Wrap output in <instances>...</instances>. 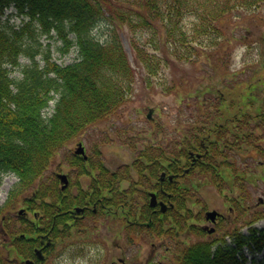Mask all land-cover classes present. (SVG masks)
I'll use <instances>...</instances> for the list:
<instances>
[{"label":"trees","instance_id":"trees-1","mask_svg":"<svg viewBox=\"0 0 264 264\" xmlns=\"http://www.w3.org/2000/svg\"><path fill=\"white\" fill-rule=\"evenodd\" d=\"M262 3L264 0H0V18L10 7L16 16L24 17L20 27L10 24L9 17L0 26V175L14 174L19 179L12 196L24 198L30 193L39 199L45 193V183L39 180L58 150L115 113L132 95L136 75L122 44L120 33L125 27L135 60L155 76L172 58H190L189 52L197 49L193 44L202 46L209 36L220 37L218 23L225 15L252 10ZM186 16L194 19L189 31ZM104 21L109 32L100 39L94 31ZM43 37L61 41L62 55L77 50V60L57 63L51 44H45ZM205 50H197L199 58L208 63L216 60L215 50ZM22 57L29 63L23 64ZM15 70L22 78L11 77ZM194 138L190 144L195 149L198 145L199 150ZM53 191L54 186L42 197H53ZM94 192L100 199L99 188ZM5 207L0 208V219ZM178 207L172 216L179 225L176 231L187 227L178 213L184 206ZM250 234L247 239L235 233L234 246L221 239L185 247L183 262L244 264V246L252 252L264 249V230L250 228ZM4 252L0 249V264H7Z\"/></svg>","mask_w":264,"mask_h":264},{"label":"rangeland","instance_id":"rangeland-1","mask_svg":"<svg viewBox=\"0 0 264 264\" xmlns=\"http://www.w3.org/2000/svg\"><path fill=\"white\" fill-rule=\"evenodd\" d=\"M21 21V19H16V25H21ZM184 22L189 31L193 26L194 19L186 16ZM109 27L107 21H104L95 29L94 34L103 39L108 35ZM219 28L222 31L220 37H217L216 40L213 35L208 37L211 38L212 43H208L207 38L202 46L193 44L197 49L195 52H189L190 58L186 61L173 59L170 65L160 69V73L149 78L143 67L134 60L129 47L130 32L125 27L120 33L121 39L125 51L129 55L131 66L136 72V84L132 95L115 113L89 126L82 133L69 140L66 146L57 152L53 165L42 176L48 190L43 187L45 193H42L37 204L32 206H49L48 203L43 201L42 196L48 191L51 193L53 186L57 187L56 180L52 177H55V173H60L59 168H62L61 171L68 174L70 179L72 178L74 181L70 188L65 191L69 193L67 197L72 202H77V199L74 198L79 197V194L83 193L84 190L88 191V188L93 185V180L98 177V180L101 179L105 182V185L102 186V197L110 198L116 191L122 192L124 189H129L132 190V194L128 198L130 204L132 206L137 204L143 206L146 200L138 198V190H143L140 183L134 184V187L130 189V183L119 182L118 179L111 178L106 171L109 173L123 172L124 174L127 170L126 166L136 169V165L138 166L140 162L145 165L144 161L147 160L145 151L151 147V144L159 154L158 147L165 149V146L177 144L182 137L181 135L184 134L186 126L192 127L196 124L195 117L189 114L190 110H185V108L196 106L198 99L205 97L207 93L210 94L208 96L217 95L218 92L221 95L222 91L228 92L226 87L228 90L230 89L227 98L230 114L237 110V101H239L242 94L244 95L243 104L248 105V108L252 105H263L264 92L261 90L264 89V80L262 82L258 78L262 76V64H264V3L252 10H240L224 16L219 22ZM47 42H51L53 58L58 63L65 65L77 60V50L73 49L66 55H62L58 51L61 46L60 41L51 39ZM200 47H205V52L211 53L215 50L214 58L216 60H212L210 66L204 63L205 58L198 57L197 50L201 49ZM217 59H220L221 63ZM22 61L27 62L25 58ZM217 71H219V75L216 74ZM14 74L16 76L20 75L18 72ZM222 76L226 77L222 78ZM250 86L254 88L244 91L246 87L249 88ZM250 90L253 95L257 93L259 96H251ZM240 102L242 101L240 100ZM150 109L154 110L155 124L153 131H151L152 122L147 118ZM252 110H255V108L253 107ZM251 125H253L251 127L253 130L255 123L252 122ZM233 127V124L225 125L221 131H226V128L232 130ZM188 134V136L193 135L192 133ZM254 135L263 138L264 133L257 129ZM205 140L209 142L211 138L208 137ZM78 142H82L86 149L88 159L85 161H88L86 163L89 166L87 169L91 173L93 172V175H89L86 170L80 171L79 163L83 166L85 161L77 160L74 156L75 150H78ZM229 148L235 149L231 146ZM262 148L264 149V144ZM176 149L177 146L173 145L174 152ZM259 151V145L252 148L245 144L242 145L240 151L236 150V154H244L245 162H247L246 166L248 170H251L247 173V182H245L246 179L237 178L232 181L230 187L227 186V183V187L224 188V196L219 190L221 188L217 189L212 184L206 185L204 182H200L197 176H194V182L199 184L200 190L196 191L195 196L190 200V203L196 200L199 201L195 206H190L192 210L198 214L205 206L218 209L226 217L231 215L232 218L230 222L225 223L222 230L234 225H240L245 229L246 225L244 223L251 216V208L243 211L242 208L239 209L234 206L233 202L228 203L226 196L231 197L232 200L233 197H245L247 201L243 205L244 208L258 206L256 207L257 210L264 211V203H259V198L264 200V155L261 156L262 152ZM101 167H104L103 171L100 170ZM130 171H133L132 174L135 179L137 177L140 179L142 176L141 182L151 189V181L147 179V171L140 173V175L136 174L137 171ZM103 174H106V176L104 177ZM17 181L13 174L0 175V208L7 205L6 199H9L14 205L18 202L13 209L7 205L4 210V214L8 210L11 211L10 216L15 219L17 218V209L23 204L20 203L23 200L22 195L12 196L10 191ZM110 183L112 184L111 188H109ZM238 183H242L244 188L234 189ZM144 189L149 190L145 187ZM29 194L27 193V196ZM118 199H121V197H118ZM225 202H227V205ZM78 203L81 204V202ZM230 207H234L231 212H229ZM4 216L1 217L0 221L3 220ZM110 219H112V221L110 220L111 223L103 227V233L107 232L109 245H105L108 252L103 253V250L99 249L104 255L101 260L97 259L100 252H97L94 248L86 249L85 257L78 258L76 253L81 249L80 247H89L87 245H75L69 248L71 252L64 254L59 264H110L112 260H117L118 257L126 259L129 264H176L171 258H176L177 249L174 248L170 239L160 236L152 239L134 231L135 243L130 244L127 240V234L123 232V235H121L122 230H118L120 223L116 224L117 230L112 224L114 220L118 221L119 219L113 217H110ZM18 224L20 225V223ZM255 225L259 229L264 228V219L258 220ZM146 234L148 235L147 232ZM186 237V234L181 233L177 241H181L184 245L183 241ZM205 238L207 239V237ZM198 239L197 235L192 234L188 241L192 243ZM70 242L77 243L78 241L67 240L64 246L67 244L68 247ZM153 242L156 243L155 248L151 245ZM117 244H120L119 247ZM169 248L171 252H168ZM245 253L248 257L245 264H264V250L252 254L245 248ZM51 255L54 258V253Z\"/></svg>","mask_w":264,"mask_h":264},{"label":"flooded vegetation","instance_id":"flooded-vegetation-1","mask_svg":"<svg viewBox=\"0 0 264 264\" xmlns=\"http://www.w3.org/2000/svg\"><path fill=\"white\" fill-rule=\"evenodd\" d=\"M202 110V120H203V126H205V121L206 118L204 116V111L205 107L201 108ZM216 110V115L219 119L223 121V123H226L227 117H223L222 108L217 107L215 108ZM227 110V109H225ZM224 110V111H225ZM230 122H233L232 119L229 118ZM263 123H264V116H263ZM220 127H224V125H220ZM166 159H168L169 162H171V158L166 156ZM171 164H168L166 162L165 164V169L161 171L160 173H164L165 176L162 178L163 182H168V184L173 183V180H169L170 176L173 174L171 171ZM183 170V168L180 169V171ZM175 176H178V174H175ZM165 187V189H164ZM159 192V197H158V202H164L167 204H170L168 200H170V193H171V188L170 185H164L160 188ZM135 207V209L140 208V206H125L124 204H120L117 206H108L107 204L103 203H94L93 205L89 206H56V213L54 215V221H53V230L52 232L44 229H38L36 228V233L28 236L29 240H33L32 244V249L34 250V257L31 259L34 261V264H59L61 259L63 258L64 254L70 253L71 250L69 248H72L76 244L78 245H87L89 248H83L80 247L81 249L78 250L76 253L78 258H83L86 255V249H90L93 246L91 245L92 243L94 244V249L99 252V246L98 242L101 244V247L104 246V242L107 241V232L105 231L103 233V227L109 223H111L109 217L113 216L111 215L112 213H115L117 216L113 217L114 219H119L118 221L114 220L112 222L113 225H116L120 223L121 229H124L126 223L132 229L135 227H140L141 224H144L147 226V224H150L149 227L155 225L154 221L157 218V214L159 212L161 213H166L168 209L165 208V206L157 205V206H151L153 208V212H150L148 216H146L145 220L141 222L140 216H139V211L138 209V215L136 214H131L130 212L128 215L125 216L126 209L128 211L132 210L131 208ZM164 208V210H163ZM79 209V210H78ZM170 210V208H169ZM119 212L120 215H119ZM169 212V211H168ZM31 214L34 217V214L36 216V212H30V209L28 206H26V212H25V224H28L29 222L32 221L31 219ZM131 214V215H130ZM226 219L224 215L222 217L218 218L219 220ZM217 221V222H218ZM64 226V227H63ZM87 227L89 229H93L95 233L91 234L90 236H85L82 235L80 238L83 240L78 241L77 243L75 242H70L68 247L67 244L64 243L69 240V241H74L75 239H78V236L73 235V230L78 229V227ZM202 226V224H201ZM218 226V223L215 224V227ZM87 230V231H88ZM87 231H82L79 230V233H86ZM92 232V230H91ZM121 235H123L121 233ZM52 236V237H51ZM120 236V235H119ZM156 234H154V237ZM86 237V238H85ZM85 238V239H84ZM131 239L133 240V236L131 235ZM119 246V244H117ZM155 243L153 244V246ZM41 250L42 255H36L35 251ZM52 253H54V258L52 257ZM11 254V253H10ZM37 256L41 258V263L38 260ZM101 253L98 254L97 259L101 260ZM26 259H24L25 261ZM118 260L120 264H128V262L124 258L118 257ZM26 263V262H25ZM10 264H13L12 259H10ZM111 264H116L115 261H112Z\"/></svg>","mask_w":264,"mask_h":264},{"label":"water","instance_id":"water-1","mask_svg":"<svg viewBox=\"0 0 264 264\" xmlns=\"http://www.w3.org/2000/svg\"><path fill=\"white\" fill-rule=\"evenodd\" d=\"M154 200H155V198L153 199V203H154ZM215 214H216V212L210 213V215H212V216H214Z\"/></svg>","mask_w":264,"mask_h":264},{"label":"bare ground","instance_id":"bare-ground-1","mask_svg":"<svg viewBox=\"0 0 264 264\" xmlns=\"http://www.w3.org/2000/svg\"><path fill=\"white\" fill-rule=\"evenodd\" d=\"M17 180H19L18 178H16ZM18 182H16L14 185H13V188L16 186V184H17ZM7 205H8V203H6ZM3 206H5V205H3Z\"/></svg>","mask_w":264,"mask_h":264}]
</instances>
